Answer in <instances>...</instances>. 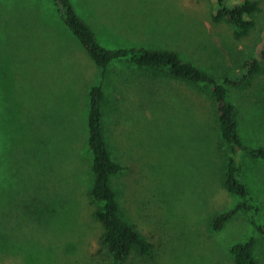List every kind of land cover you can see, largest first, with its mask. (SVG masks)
Returning a JSON list of instances; mask_svg holds the SVG:
<instances>
[{"label": "rangeland", "instance_id": "obj_1", "mask_svg": "<svg viewBox=\"0 0 264 264\" xmlns=\"http://www.w3.org/2000/svg\"><path fill=\"white\" fill-rule=\"evenodd\" d=\"M242 40L214 23V0H71L107 49L170 50L217 79L238 73L264 39V0ZM54 0H0V264H114L89 197L88 101L100 71ZM245 144L264 145V69L231 87ZM112 179L124 218L152 244L124 264H234L254 235L223 185L227 146L206 90L114 61L105 84ZM264 224V162L239 153ZM264 264V241L255 250Z\"/></svg>", "mask_w": 264, "mask_h": 264}, {"label": "trees", "instance_id": "obj_2", "mask_svg": "<svg viewBox=\"0 0 264 264\" xmlns=\"http://www.w3.org/2000/svg\"><path fill=\"white\" fill-rule=\"evenodd\" d=\"M214 23H225L233 29V37L242 40L255 27V14L259 12L258 0H214ZM62 10V19L72 35L80 42L92 62L100 71L99 82L91 86L88 101L87 146L92 154V186L90 199L97 204L95 219L103 226L102 241L114 264H124L131 253L149 255L152 244L125 218L112 179L124 172V167L112 155L108 139L105 113V84L114 61L126 59L129 64L142 69L161 72L207 90L214 102L220 135L227 146L226 169L223 185L236 203L220 212L211 221V229L220 231L225 224L239 213H248L254 235L230 247L234 264H260L256 246L264 241V224L257 219L260 205L255 203L244 182V166L239 153L253 160L264 162V145L252 147L243 142L240 134L241 113L232 101L231 87L244 86L254 75L264 69V39L256 54L245 61L238 73L217 79L193 63L170 50L153 48L107 49L97 39L93 28L76 12L71 0H54Z\"/></svg>", "mask_w": 264, "mask_h": 264}]
</instances>
